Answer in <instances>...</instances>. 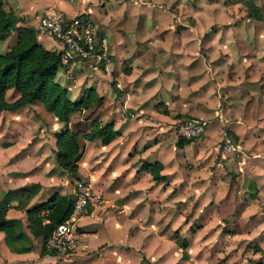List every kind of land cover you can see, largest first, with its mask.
I'll return each instance as SVG.
<instances>
[{"label": "rangeland", "instance_id": "obj_1", "mask_svg": "<svg viewBox=\"0 0 264 264\" xmlns=\"http://www.w3.org/2000/svg\"><path fill=\"white\" fill-rule=\"evenodd\" d=\"M120 1L116 8L114 0H85V5L94 21L100 17L101 23L123 28L121 48L141 53L138 66L140 73H149L150 86H143L139 97H160L164 114L147 111V124L133 126L135 146L146 144L133 163L160 157L163 170L170 173L168 185L157 186L149 200L142 183L138 193L130 190L121 177L124 161H111V149L102 148L98 138L84 139L80 129L77 166L82 174L77 179L89 180L104 207L112 202L132 218L128 233L138 241L140 264H150L148 259L160 257V250L167 252L160 264L168 263L175 249L180 252L172 241L175 233L187 241L186 259L179 260L177 252L176 264L259 261L264 258V0ZM67 2L76 7L83 0ZM107 38L112 43L110 33ZM13 39L12 33L0 42V51ZM164 51L172 54L164 57ZM167 61L171 64L165 66ZM71 67L68 78L60 66L54 75L67 81L71 97L80 96L88 83H97L101 100L112 95L114 69L104 76L76 64ZM96 102L73 112V129L86 127L87 118H77L103 114L104 102ZM121 109L128 118V111ZM190 116L206 119L204 133L171 152L178 123ZM252 180L258 194L248 199ZM111 189L120 196L105 201L102 191ZM132 195L138 198L128 199ZM76 251L55 256L70 258Z\"/></svg>", "mask_w": 264, "mask_h": 264}, {"label": "crops", "instance_id": "obj_2", "mask_svg": "<svg viewBox=\"0 0 264 264\" xmlns=\"http://www.w3.org/2000/svg\"><path fill=\"white\" fill-rule=\"evenodd\" d=\"M105 1L97 0L101 4H104ZM114 1L113 5L116 8L121 1ZM76 5L74 7L67 0H2V7L5 11H10L15 27H31L36 32L37 42L44 48L54 51L58 48V43L50 36L38 34L36 31L38 16L44 10L50 8L59 10L67 16L82 11H88L90 14V8L85 5V0L78 2ZM121 7L123 9V6ZM103 13H105L104 10ZM121 15H123L122 12ZM99 18H94L98 29L105 32L106 35L110 33L113 38L112 43H110L112 62L106 71L97 73L108 76L110 75L108 73H111L114 69V78L116 79L112 95L110 94L102 100L101 94L103 93H96L99 92L100 88L97 83L94 85L88 83L85 86V88H93L100 97L98 102H104L102 108L105 110L101 116L77 118L80 122L87 118L85 122L83 121L86 127L73 129L71 127L73 123L70 121L73 112L69 115L68 122L64 124L57 120L51 112L45 110L39 101L15 109L0 110V204L7 205L5 216L11 220L8 226L0 229V264H140L141 262L138 253L139 246L136 245L138 241L128 233L133 222L132 218L124 215L122 213L124 212L123 209H118V206H114L112 202L107 203V207L103 206L101 210H93V215H86L79 220V225L74 233L78 238V247L75 255L70 258H59L54 253H41V237L34 234L28 225V209L41 204L54 193L72 198L73 183L82 174L78 166L77 171L71 174L61 168L55 161V134L65 127L86 132L90 129L91 122L94 119L100 123L110 122L112 129L115 130L114 137L107 143L100 142V145L102 148L111 149L110 154L113 156L111 161L123 160L125 162H123L124 169L122 168V171L126 170V172L123 171L122 174L124 172L125 174L121 177L129 182L130 190L133 189L138 193L137 189L141 186L139 184L142 183V187L145 189L142 193L146 192L149 200L152 191L157 186L165 185V188L168 185L167 179L170 173L163 170L164 161L160 157L147 158L140 165L133 163L135 156L138 155L137 150L143 149L146 144L135 146L133 136L134 131L137 129L135 127L132 131V128L135 124H138V126L147 124L148 119L144 115L147 111L164 114V111L162 112L163 106L160 104L161 98L158 97V101H151L148 97L140 99L141 92L139 90L143 86L144 88L150 86L149 73H145L146 70L140 73L142 67L139 69L138 66V56L141 53H135L136 49H130V53L121 48L122 40L126 39L124 32L121 31L123 28L114 26L111 23H101ZM12 33L15 39V31L11 30L10 33L0 39V42L6 41ZM168 54H172L171 51L162 53L164 57ZM123 60H126V62L123 63ZM149 62L146 59V64H149ZM169 64H171L169 61L165 62V66ZM69 69L73 68H68L64 72L67 78ZM136 70L139 71L136 73ZM54 80L67 87L70 99L80 97L85 89L82 90L80 96L71 97L68 85H66L67 81H59V78ZM104 88L105 85H103V92L107 90ZM17 96L18 93L12 88L5 90L4 98L7 102H11ZM141 104H146V106H141ZM120 108H125L130 116L126 118L121 113ZM185 144L179 147L174 141L170 147L171 152H174L173 148L181 150ZM148 156L146 154V157ZM153 163H159V173L164 176L163 180L155 182L150 173L144 168V165ZM71 181L73 182L71 183ZM251 182L254 184V197L248 198V193V199H254L258 194L255 182L253 180ZM89 184L91 185L90 182ZM99 188L101 189L100 186ZM117 191L112 189L111 191L103 190L102 192L107 198L105 201L120 196L116 195ZM135 198L138 197L132 195L128 199ZM123 199L126 200V197L123 196ZM111 207L117 208V211H114ZM38 214L42 215L43 210H40ZM172 241L175 244L174 237ZM259 248L262 250V247ZM159 252L162 254L160 257L148 259L150 264H160L165 259L167 252L161 250ZM177 252L175 249L174 253H171L170 261L166 264L177 263L174 260V254ZM178 254L179 260H185L180 258V252ZM259 260L264 264L263 257ZM145 264L149 263L145 262Z\"/></svg>", "mask_w": 264, "mask_h": 264}, {"label": "trees", "instance_id": "obj_3", "mask_svg": "<svg viewBox=\"0 0 264 264\" xmlns=\"http://www.w3.org/2000/svg\"><path fill=\"white\" fill-rule=\"evenodd\" d=\"M11 30L15 31L14 42L0 52V110L15 109L39 101L45 110L66 124L72 112L88 107L93 100H100L93 88L89 87L83 90L80 97L70 99L67 87L54 80L55 71L59 67L57 52L39 44L36 40V32L31 27H15L10 11L3 9L2 0H0V39ZM8 88L18 93L11 102H7L4 98L5 90ZM114 134L115 130L112 129L110 122L100 123L95 119L92 120L90 129L81 133L84 139L99 138L101 143L109 142ZM78 135L79 130L68 127L55 134V161L71 174L77 171V161L82 155ZM190 140L192 139L178 136L175 144L181 147ZM144 168L155 182L164 179V176L159 173V163L146 164ZM250 185L254 186L252 183ZM248 196L253 198L254 190ZM71 204L72 198L54 193L41 204L28 209L27 219L31 231L39 235L42 241L53 225L68 214ZM6 208L7 205L0 204V229L8 226L11 221L5 216ZM40 210H46V212L39 215ZM174 242L180 248V258L186 259L187 241L175 233ZM40 252L54 253L45 250L42 246ZM252 264L263 263L259 260Z\"/></svg>", "mask_w": 264, "mask_h": 264}, {"label": "built area", "instance_id": "obj_4", "mask_svg": "<svg viewBox=\"0 0 264 264\" xmlns=\"http://www.w3.org/2000/svg\"><path fill=\"white\" fill-rule=\"evenodd\" d=\"M36 31L50 36L58 43L55 52L60 67L68 69L76 64L91 71H106L112 62L107 35L98 29L88 11L67 16L59 10L46 9L38 16ZM206 126V119L190 116L178 123L177 130L180 137L195 138L204 133ZM103 202L101 193L93 189L88 180L76 179L70 211L53 225L42 239L41 246L58 255H68L75 251L78 238L74 233L79 220L86 215H93V210H101Z\"/></svg>", "mask_w": 264, "mask_h": 264}]
</instances>
